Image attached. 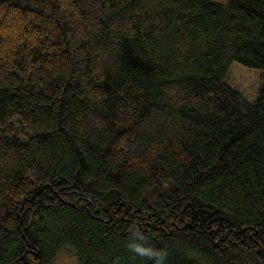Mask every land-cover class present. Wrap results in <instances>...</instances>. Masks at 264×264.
<instances>
[{
    "label": "trees",
    "instance_id": "obj_1",
    "mask_svg": "<svg viewBox=\"0 0 264 264\" xmlns=\"http://www.w3.org/2000/svg\"><path fill=\"white\" fill-rule=\"evenodd\" d=\"M264 0H0V264H264Z\"/></svg>",
    "mask_w": 264,
    "mask_h": 264
},
{
    "label": "rangeland",
    "instance_id": "obj_2",
    "mask_svg": "<svg viewBox=\"0 0 264 264\" xmlns=\"http://www.w3.org/2000/svg\"><path fill=\"white\" fill-rule=\"evenodd\" d=\"M264 69L250 68L238 61H233L229 68L228 81L236 86L249 101H254L263 82ZM54 264H78L77 253L72 248L60 249Z\"/></svg>",
    "mask_w": 264,
    "mask_h": 264
},
{
    "label": "clouds",
    "instance_id": "obj_3",
    "mask_svg": "<svg viewBox=\"0 0 264 264\" xmlns=\"http://www.w3.org/2000/svg\"><path fill=\"white\" fill-rule=\"evenodd\" d=\"M127 247L139 257L150 258L153 264H163L167 255L164 249L154 248L148 244L146 236L139 230H133L131 232Z\"/></svg>",
    "mask_w": 264,
    "mask_h": 264
}]
</instances>
